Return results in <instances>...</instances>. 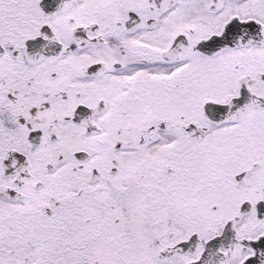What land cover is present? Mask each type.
<instances>
[{"label": "snow or ice", "instance_id": "snow-or-ice-1", "mask_svg": "<svg viewBox=\"0 0 264 264\" xmlns=\"http://www.w3.org/2000/svg\"><path fill=\"white\" fill-rule=\"evenodd\" d=\"M0 264H264V0H0Z\"/></svg>", "mask_w": 264, "mask_h": 264}]
</instances>
